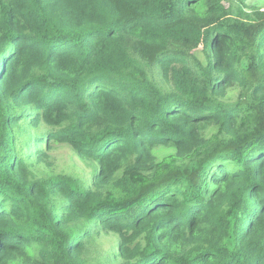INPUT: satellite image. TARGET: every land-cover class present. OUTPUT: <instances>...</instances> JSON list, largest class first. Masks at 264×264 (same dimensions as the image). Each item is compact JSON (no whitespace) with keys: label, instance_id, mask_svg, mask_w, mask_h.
<instances>
[{"label":"trees","instance_id":"16d2710c","mask_svg":"<svg viewBox=\"0 0 264 264\" xmlns=\"http://www.w3.org/2000/svg\"><path fill=\"white\" fill-rule=\"evenodd\" d=\"M111 233L118 264H264L255 1L0 0V264Z\"/></svg>","mask_w":264,"mask_h":264},{"label":"rangeland","instance_id":"374dc122","mask_svg":"<svg viewBox=\"0 0 264 264\" xmlns=\"http://www.w3.org/2000/svg\"><path fill=\"white\" fill-rule=\"evenodd\" d=\"M255 1L264 10V0H247L248 3ZM51 171L78 173L83 168V163L77 154L70 150L66 145H55L51 150ZM117 236L113 233L100 236L97 243L92 247L91 256L99 259L106 264H118L114 258L116 251Z\"/></svg>","mask_w":264,"mask_h":264}]
</instances>
